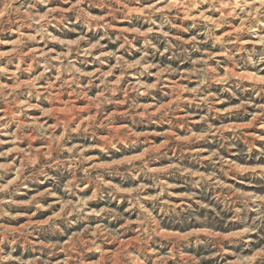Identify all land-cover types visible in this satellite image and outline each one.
Wrapping results in <instances>:
<instances>
[{"label": "rangeland", "instance_id": "obj_1", "mask_svg": "<svg viewBox=\"0 0 264 264\" xmlns=\"http://www.w3.org/2000/svg\"><path fill=\"white\" fill-rule=\"evenodd\" d=\"M0 110V264H264V0H0Z\"/></svg>", "mask_w": 264, "mask_h": 264}, {"label": "bare ground", "instance_id": "obj_2", "mask_svg": "<svg viewBox=\"0 0 264 264\" xmlns=\"http://www.w3.org/2000/svg\"><path fill=\"white\" fill-rule=\"evenodd\" d=\"M56 21V20H55ZM18 32V31H17ZM20 34V33H19ZM18 38H19V36H18ZM20 38H21V36H20ZM85 52V51H84ZM99 56V55H98ZM53 60V59H52ZM58 63V62H57ZM169 81V80H168ZM110 84V83H109ZM3 86V85H2ZM6 87V86H5ZM116 88V87H115ZM41 89H42V87H41ZM139 90V89H138ZM114 93V92H113ZM112 93V94H113ZM57 95V94H56ZM69 101H67V103H68ZM72 102V101H71ZM65 106H67V104L65 105ZM70 106V105H69ZM73 106V105H72ZM71 106V107H72ZM75 109V108H74ZM72 111V110H71ZM5 113H7V111L6 110H0V114H5ZM64 113V112H63ZM5 117H3V119H4ZM19 122V121H18ZM4 124H6V123H4ZM3 125V124H2ZM30 125V124H29ZM19 127V126H18ZM4 128V127H3ZM2 128V129H3ZM31 133V132H30ZM214 135V134H213ZM29 137V136H28ZM31 139V138H30ZM29 145V144H28ZM49 150V149H48ZM18 157V156H17Z\"/></svg>", "mask_w": 264, "mask_h": 264}]
</instances>
